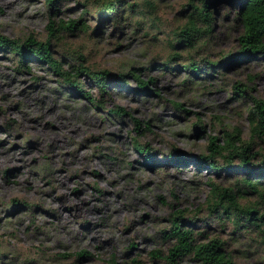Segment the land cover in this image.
I'll use <instances>...</instances> for the list:
<instances>
[{
    "label": "rangeland",
    "instance_id": "obj_1",
    "mask_svg": "<svg viewBox=\"0 0 264 264\" xmlns=\"http://www.w3.org/2000/svg\"><path fill=\"white\" fill-rule=\"evenodd\" d=\"M103 1L60 0L56 12L47 0H0V34L25 40L33 33L52 44L65 67L82 55L92 70L126 74L128 82L111 80L107 109H98L39 61L28 59L22 69L0 48V264H171L174 242L165 230L173 214L208 217L210 182L236 189L244 174L216 176L184 154H208L210 136L239 132L257 152L253 161L264 157V139L253 136L248 119L252 97L264 100V55H236L243 26L232 5L218 3L212 32L196 36L192 48L183 43L191 0H124L135 7L124 11L119 29L93 13ZM86 8L90 28L71 31L66 25ZM173 57L175 68L164 67ZM202 59L221 61L220 73L196 78L179 69L191 60L209 65ZM135 75L154 78L151 90L139 91ZM80 81L100 97L92 80ZM241 86L248 87L245 97L237 96ZM120 107L127 113L108 111ZM135 139L151 147L154 163L143 162ZM211 237L226 241L237 264H264V235L217 227ZM83 250L88 255L81 257ZM177 261L202 264L193 255Z\"/></svg>",
    "mask_w": 264,
    "mask_h": 264
},
{
    "label": "trees",
    "instance_id": "obj_2",
    "mask_svg": "<svg viewBox=\"0 0 264 264\" xmlns=\"http://www.w3.org/2000/svg\"><path fill=\"white\" fill-rule=\"evenodd\" d=\"M47 1L50 8L57 12L60 0ZM122 1L124 0H117L116 2L113 0L103 1L93 13L104 18L105 21L112 18L111 21H114V25L119 29L124 20V11L133 10L135 7L133 3ZM193 1L191 0L189 3L194 11L190 14L187 40L183 41L184 44L186 41L188 42L186 46L195 48L193 41L196 40V36L203 38L212 32L211 20L215 18L216 6L219 2H223L232 5L237 10L236 21L243 26V33L239 37L241 50L236 55L240 56L241 59L264 55V0H198L197 3ZM147 2L152 5V0ZM87 12L86 8L78 19L70 20L66 26L73 32L87 31L90 28L89 23L86 21ZM200 24H206V26H200ZM183 43L179 42L172 46L180 47ZM0 48L5 49L6 53L17 58L22 69L23 67H29V64L25 63L28 59L39 61L52 71L61 83L98 109H107L105 97L110 93L108 86L112 85L111 80L117 81L122 86L128 83L126 74L114 73L109 70L95 71L87 67L83 63L85 57L82 55L79 61H68L65 67L63 61L55 57L52 44L49 41L44 42L37 39L33 33L25 40L11 39L0 34ZM177 58L173 57L174 63H171L172 61L165 62L163 66L171 69L175 68L176 65L173 64H176ZM202 60L209 65L203 67L196 60H191L187 64H182L179 69L183 67V70H187L192 74V77L196 78L204 75L213 77L220 73L216 66L221 61ZM83 76L96 84L100 97H95L85 89V84L80 81ZM135 78L138 81L137 88L139 91L148 92V90H151L149 84L154 81V78L148 81L136 75ZM186 82L191 83L192 79L188 78ZM236 93L239 97H245L248 94V87H238ZM252 99L254 105L250 107L248 113L252 134L264 139V100L255 97H252ZM108 111L116 115L127 113V110L123 107L108 109ZM133 119L137 128L142 130L140 120L135 117ZM199 127L201 131L205 128L202 124ZM238 134L225 132L224 140H220L217 136H210L208 154H184L192 157L195 164L205 166L216 176L222 174L221 172L233 173V171H242L244 174L239 179V186L236 189L221 187L215 180L210 182V193L206 200L210 209L208 217L200 218L198 215H194L187 220L184 210H179L173 214L170 219L171 224L165 230V238L174 242L169 255L166 256L169 263L181 264L177 259L193 255L202 264H237L224 248L226 241L211 237L217 227L226 230L232 228V233L238 236L250 233L264 235V157L260 162H254L253 159L257 152H253L252 143L244 142ZM133 146L140 155L144 156V163H154V153L148 144H142L135 139ZM174 154L176 155V153H172L171 156H174ZM217 158H221L223 161L220 162ZM248 194H255L258 198L257 201L249 205L241 203L240 200ZM15 201L20 204L19 200ZM27 206L29 207V204ZM196 222L202 223V230H196L194 225ZM200 238L208 241L202 242ZM86 255H88L86 250L79 253L81 257ZM155 257L162 258L160 250L155 252Z\"/></svg>",
    "mask_w": 264,
    "mask_h": 264
}]
</instances>
